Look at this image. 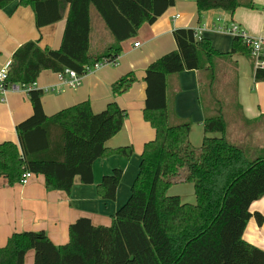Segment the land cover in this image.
I'll return each mask as SVG.
<instances>
[{"label": "trees", "instance_id": "1", "mask_svg": "<svg viewBox=\"0 0 264 264\" xmlns=\"http://www.w3.org/2000/svg\"><path fill=\"white\" fill-rule=\"evenodd\" d=\"M15 0H0V9ZM176 0H20L30 7L37 30L66 16L58 50L42 49L40 41L21 45L12 56L8 84L27 88L32 115L16 128L18 145L0 144V178L19 184L24 173L42 176L49 192L69 194L74 179L92 184V164L117 155L128 160L130 147L107 150L105 144L119 133L126 113L115 101L93 113L85 101L47 117L42 91L32 88L43 71L83 75L103 59L116 60L120 44L132 40L144 25H151ZM198 21L203 13L232 15L241 0H195ZM244 7H252L251 0ZM93 9L113 39V46L95 58L89 56L90 11ZM176 49L145 70L143 119L155 138L143 147L130 196L111 219L109 227H95L79 218L68 228V242L55 246L44 232L13 234L0 248V264H24L33 252V264H264V251L243 240L251 218L250 205L264 197V154L248 159L226 137L224 109L235 91L220 63L235 55L250 57L239 38L229 54L216 51L207 39L195 38L192 29L173 31ZM227 63V64H228ZM231 69L235 64L230 62ZM198 77L199 103L204 108L205 137L198 150L189 141L191 123L172 116L167 81L183 71ZM254 82H264V68L254 69ZM136 78L128 73L111 87L113 98L127 93ZM205 103L209 104L207 107ZM206 109V110H205ZM210 109V114H207ZM122 178L113 170L102 178L97 195L114 201ZM177 184H191L195 203L170 195ZM258 225L263 218L254 214Z\"/></svg>", "mask_w": 264, "mask_h": 264}, {"label": "crops", "instance_id": "2", "mask_svg": "<svg viewBox=\"0 0 264 264\" xmlns=\"http://www.w3.org/2000/svg\"><path fill=\"white\" fill-rule=\"evenodd\" d=\"M19 1L15 0L0 9V70L8 62L12 63L13 54L26 42L39 40L42 49L54 51L61 45L66 16L53 25L37 30L32 9L20 6ZM249 1L241 0L242 6L230 16L220 11H208L198 21L195 0H176L151 25L144 24L134 39L120 44L121 53L115 66H106L82 77L76 89L64 85L59 74L41 72L32 88L42 91L41 104L47 117L85 101L90 104L92 112L97 114L108 103L115 101L126 113V118L121 131L108 140L105 147L110 151L130 147L132 155L128 160L117 155L97 159L92 164V184L83 185L76 177L68 195L47 191L42 176L32 175L25 185L13 186H9L6 179L0 178V248L6 245L13 234L23 232H44L55 246L65 245L68 242L69 226L79 218L89 219L95 227H109L112 217L130 196L144 145L155 138L154 130L143 119V79L146 68L176 49L173 38L176 29L198 30L200 38L207 39L221 54L230 53L234 38L217 31L218 27L234 23L250 37L264 36V0H251L252 7H244ZM92 10L88 53L95 58L104 54L114 42L103 23L101 26L94 21L92 27ZM136 43H139L138 47H134ZM230 62L235 64V70L231 69ZM230 62H221L220 67L227 83L235 87L232 103L244 123L256 124L264 119V82H254V61L251 57L235 55L230 58ZM128 73L135 76L136 82L127 93L113 98L111 85ZM167 86L172 116L198 126L197 130L190 129L189 134L190 144L198 150L205 137L203 121L206 114L199 103L197 74L193 70L183 71L170 77ZM208 105L205 103V106L210 107ZM210 113V109H207V114ZM31 115L32 107L27 92L7 90L0 102V144L12 142L18 145L15 128ZM235 128L227 126L225 134L233 142L236 137L234 132L238 133V128ZM116 169L122 171V178L115 199L103 201L97 195V186L103 177ZM182 185L185 186L181 190H170V195L178 196L183 203L194 204L191 184H177L172 188ZM184 189L193 199L183 198L181 191ZM249 212L252 216L245 227L243 240L264 251V197L254 201ZM256 213L263 218L261 225H258L254 217ZM33 257V252H28L24 264H33Z\"/></svg>", "mask_w": 264, "mask_h": 264}, {"label": "built area", "instance_id": "3", "mask_svg": "<svg viewBox=\"0 0 264 264\" xmlns=\"http://www.w3.org/2000/svg\"><path fill=\"white\" fill-rule=\"evenodd\" d=\"M217 31L226 33L233 38H239L245 44L247 49L249 50L250 57L254 61V69H262L264 68V36L261 37H250L245 34L237 25L234 23H229L222 27L216 28ZM195 38L199 39L200 34L198 30H194ZM139 43L134 44V47H138ZM118 59V58H117ZM116 60H107L103 59L99 62H96L92 67L87 68L83 75H78L76 72L72 70H65L64 73L59 74L60 80L70 89H76L80 86V82L82 77L86 75L93 74L106 66H115ZM12 63L8 62L1 70H0V102L3 100V95L7 90H11L14 92L17 91H25L27 92V88H22L18 85L8 84V75L11 69ZM33 87V86H32ZM32 177L30 173H24L19 184L25 185L27 181Z\"/></svg>", "mask_w": 264, "mask_h": 264}, {"label": "rangeland", "instance_id": "4", "mask_svg": "<svg viewBox=\"0 0 264 264\" xmlns=\"http://www.w3.org/2000/svg\"><path fill=\"white\" fill-rule=\"evenodd\" d=\"M94 21L98 22L101 26H103L102 24L103 22L98 16V14L94 10H92L91 13L92 27L95 25ZM233 98L234 96L233 93L231 92V95H229L228 108L226 107L224 109V114L227 120V126L230 128L232 126H234V128L235 127L238 128V133L234 132V134L236 135L235 137L236 139L234 138V143H238L235 145H237L244 151L250 149V153H248V159L250 161H253L257 157H260L262 154H264V119L260 120L256 124L244 123L240 118V113H238L237 107L234 105V103H232ZM191 125H192L191 131L197 130L198 126H196V124H192L191 122ZM199 136H200V131H199ZM183 186L185 185H182L181 187H174L171 189V191L181 190L182 188H184ZM181 192L184 199H189V197H191V194L186 189H184ZM193 194L194 193H192V195ZM191 198L193 199V196Z\"/></svg>", "mask_w": 264, "mask_h": 264}]
</instances>
